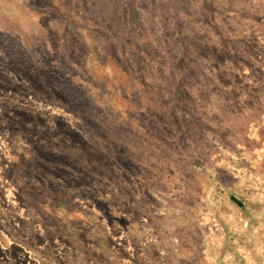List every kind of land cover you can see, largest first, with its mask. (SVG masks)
<instances>
[{"label": "rangeland", "instance_id": "obj_1", "mask_svg": "<svg viewBox=\"0 0 264 264\" xmlns=\"http://www.w3.org/2000/svg\"><path fill=\"white\" fill-rule=\"evenodd\" d=\"M0 264H264V0H0Z\"/></svg>", "mask_w": 264, "mask_h": 264}]
</instances>
